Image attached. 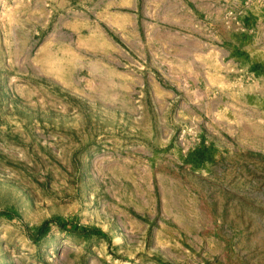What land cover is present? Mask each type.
I'll use <instances>...</instances> for the list:
<instances>
[{"label":"rangeland","instance_id":"1","mask_svg":"<svg viewBox=\"0 0 264 264\" xmlns=\"http://www.w3.org/2000/svg\"><path fill=\"white\" fill-rule=\"evenodd\" d=\"M263 11L0 0V264H264Z\"/></svg>","mask_w":264,"mask_h":264},{"label":"crops","instance_id":"2","mask_svg":"<svg viewBox=\"0 0 264 264\" xmlns=\"http://www.w3.org/2000/svg\"><path fill=\"white\" fill-rule=\"evenodd\" d=\"M128 4V8L130 10H136L137 6V0H126ZM151 2V0H142L143 6L148 7V3ZM258 17L255 18L257 21L255 29H252L254 31L255 36L257 37L256 45L253 48V52H250V55L253 59H255L257 62H259L263 67V70L259 71L258 76H263V83H264V56H262L261 52L264 51V11L258 13ZM133 24H135V20L133 17ZM251 50V49H250ZM249 50V51H250Z\"/></svg>","mask_w":264,"mask_h":264},{"label":"trees","instance_id":"3","mask_svg":"<svg viewBox=\"0 0 264 264\" xmlns=\"http://www.w3.org/2000/svg\"><path fill=\"white\" fill-rule=\"evenodd\" d=\"M7 213V212H5ZM50 229V223L47 221L43 223L39 228H38V236L45 235L49 232ZM97 233H102L101 230L96 229Z\"/></svg>","mask_w":264,"mask_h":264}]
</instances>
